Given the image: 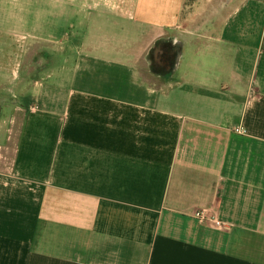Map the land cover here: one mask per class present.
<instances>
[{"label": "crops", "instance_id": "crops-1", "mask_svg": "<svg viewBox=\"0 0 264 264\" xmlns=\"http://www.w3.org/2000/svg\"><path fill=\"white\" fill-rule=\"evenodd\" d=\"M0 264H264V0H0Z\"/></svg>", "mask_w": 264, "mask_h": 264}, {"label": "built area", "instance_id": "built-area-1", "mask_svg": "<svg viewBox=\"0 0 264 264\" xmlns=\"http://www.w3.org/2000/svg\"><path fill=\"white\" fill-rule=\"evenodd\" d=\"M237 132L241 133V134H244L245 133V130L240 128V129H237L236 130ZM195 216L197 219H199L200 221L202 222H206V221H210L212 222L213 224H215L216 226H221V222L216 219L214 216H211V215H208L206 212L204 211H198L195 213Z\"/></svg>", "mask_w": 264, "mask_h": 264}]
</instances>
